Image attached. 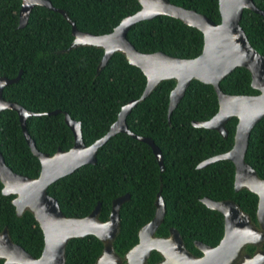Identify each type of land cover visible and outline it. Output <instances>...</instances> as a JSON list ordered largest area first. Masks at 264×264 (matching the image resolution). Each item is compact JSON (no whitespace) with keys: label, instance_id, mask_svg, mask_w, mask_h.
<instances>
[{"label":"trees","instance_id":"trees-1","mask_svg":"<svg viewBox=\"0 0 264 264\" xmlns=\"http://www.w3.org/2000/svg\"><path fill=\"white\" fill-rule=\"evenodd\" d=\"M50 1L66 11L78 30L96 35L110 32L140 9L137 0ZM168 1L220 23L218 0ZM253 3L264 10V0ZM20 4L21 0H0V76L14 77L20 70L17 81L4 86L1 96L41 113L25 118L26 131L38 151L51 155L57 148L67 150L71 146L72 134L62 112L79 121L81 139L89 145L107 131L120 107L139 98L145 77L119 51L113 52L96 72L102 48H68L72 40L70 24L62 14L42 5H35L26 24L18 28ZM239 25L249 45L264 55V15L244 9ZM126 39L140 53L161 52L179 59H192L202 49L199 30L168 16L135 24ZM174 84V80L159 82L125 117L128 131L150 138L160 151L161 173L149 146L117 133L97 148L93 164L77 167L46 189L64 216H85L98 202L99 221L107 219L112 200L128 194V200L119 207L118 230L111 244L121 264H126L125 253L137 243L139 228L151 220L157 193L164 214L154 236L166 238L168 229H175L184 248L195 257L201 253L194 248V241L214 247L223 234L221 215L205 208L199 202L202 197L233 201L258 228L257 198L244 188L233 190L231 162L220 160L196 169L201 161L231 148L237 119L231 117L225 123V138L213 130L192 127L191 121H206L216 113L217 101L210 85L191 80L167 123L168 95ZM218 87L226 95L258 94L251 89L249 74L243 68L231 70ZM52 110L59 112L43 113ZM0 153L13 172L30 178L38 175L39 161L28 148L12 109L0 111ZM243 159L264 180V116L249 133ZM13 196L1 193L0 183V230L5 227L12 242L38 257L42 232L29 210L16 215ZM101 249L102 242L93 235L72 237L65 244L63 264H94ZM258 250L264 251V239L257 246H244L242 253L252 255ZM161 259L151 251L146 264Z\"/></svg>","mask_w":264,"mask_h":264},{"label":"water","instance_id":"water-1","mask_svg":"<svg viewBox=\"0 0 264 264\" xmlns=\"http://www.w3.org/2000/svg\"><path fill=\"white\" fill-rule=\"evenodd\" d=\"M140 9L133 15L122 19L112 30L104 34H91L80 31L75 22L62 8L52 5L50 0H21L17 27H23L29 13L35 5H42L59 12L70 24L72 40L68 48L78 45H92L102 48L98 63L101 68L109 56L119 51L129 65L138 68L145 77V87L136 100H130L120 107L115 120L107 131L91 144L85 145L81 139L80 123L73 120L66 112H62L63 121L72 134V144L67 150L57 148L48 155L35 148L34 141L25 128V118L40 115L21 105L3 99L1 90L19 78L20 70L14 77L0 76V111L12 109L17 114L23 138L31 153L39 161V172L34 178L13 172L5 165L0 153L1 193L13 194L11 203L16 215L25 209L29 210L42 232L43 246L38 257L28 254L22 247L12 242L7 229L0 230V258L2 264H63L64 247L68 239L93 235L102 242V249L94 264H121L114 254L112 241L118 230V210L128 200V194L111 201L108 217L99 221L97 202L88 214L82 217L64 216L54 197L46 191L47 186L64 175L71 173L83 164H93L97 148L109 137L122 133L149 146L157 163L159 172L163 171L162 157L158 148L150 138L139 137L128 131L125 117L130 110L143 100L152 89L163 80H174L175 84L168 95L166 119L181 99L191 80L210 85L217 101V111L208 120L190 124L194 128L215 131L225 138V123L231 117L237 119L231 148L222 154L210 157L196 165L201 169L211 163L227 160L233 165V190L246 189L257 198L255 217L256 228L239 207L231 200L213 201L206 197L199 202L207 209L218 212L222 217L223 234L214 247L194 241L193 245L201 255L193 256L181 241L178 232L168 229L166 238L155 237L154 233L160 225L164 205L161 197L155 195L153 216L149 222L137 231V243L124 255L126 264H146L151 251L161 256L156 264H233L240 256L239 264H264V251L258 250L252 255L242 253L246 245H259L263 239L264 228V180H260L254 170L244 162L247 140L252 127L264 116V55L258 54L248 43L247 37L239 25L244 9L258 15H264L253 0H218L220 23L215 24L207 17L193 10L173 5L168 0H137ZM158 16H168L183 24L196 28L202 33V49L192 59H179L161 52L140 53L127 41L126 33L135 24L153 20ZM234 68L245 69L250 77V87L256 95H226L219 90L218 83ZM58 110L43 112L56 114ZM242 253V254H241ZM18 256H17V255Z\"/></svg>","mask_w":264,"mask_h":264},{"label":"rangeland","instance_id":"rangeland-1","mask_svg":"<svg viewBox=\"0 0 264 264\" xmlns=\"http://www.w3.org/2000/svg\"><path fill=\"white\" fill-rule=\"evenodd\" d=\"M240 261H241V256L233 264H239Z\"/></svg>","mask_w":264,"mask_h":264},{"label":"bare ground","instance_id":"bare-ground-1","mask_svg":"<svg viewBox=\"0 0 264 264\" xmlns=\"http://www.w3.org/2000/svg\"><path fill=\"white\" fill-rule=\"evenodd\" d=\"M17 255V254H16ZM18 256V255H17Z\"/></svg>","mask_w":264,"mask_h":264}]
</instances>
